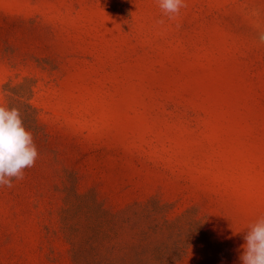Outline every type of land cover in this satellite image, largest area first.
Listing matches in <instances>:
<instances>
[{
	"label": "rangeland",
	"instance_id": "374dc122",
	"mask_svg": "<svg viewBox=\"0 0 264 264\" xmlns=\"http://www.w3.org/2000/svg\"><path fill=\"white\" fill-rule=\"evenodd\" d=\"M184 2L0 0V106L39 153L0 186V264H240L264 216V0Z\"/></svg>",
	"mask_w": 264,
	"mask_h": 264
},
{
	"label": "clouds",
	"instance_id": "9594fccd",
	"mask_svg": "<svg viewBox=\"0 0 264 264\" xmlns=\"http://www.w3.org/2000/svg\"><path fill=\"white\" fill-rule=\"evenodd\" d=\"M159 7L173 19L186 4L184 0H159ZM259 40L264 43V34ZM38 156L19 109L0 106V186L11 188L14 180L24 179L25 169L33 167ZM243 239L240 264H264V216L248 226Z\"/></svg>",
	"mask_w": 264,
	"mask_h": 264
}]
</instances>
